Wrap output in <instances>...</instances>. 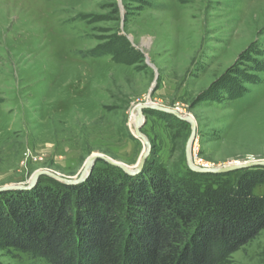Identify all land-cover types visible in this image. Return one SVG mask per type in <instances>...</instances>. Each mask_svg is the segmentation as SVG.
I'll return each instance as SVG.
<instances>
[{
    "label": "rangeland",
    "instance_id": "obj_1",
    "mask_svg": "<svg viewBox=\"0 0 264 264\" xmlns=\"http://www.w3.org/2000/svg\"><path fill=\"white\" fill-rule=\"evenodd\" d=\"M153 84L152 103L195 120L199 165L264 160V0H0V187L39 170L75 179L94 154L135 166L133 108ZM144 118L147 168L188 176L190 124ZM114 168L97 160L91 173ZM0 264L49 263L0 247ZM224 264H264V227Z\"/></svg>",
    "mask_w": 264,
    "mask_h": 264
},
{
    "label": "trees",
    "instance_id": "obj_2",
    "mask_svg": "<svg viewBox=\"0 0 264 264\" xmlns=\"http://www.w3.org/2000/svg\"><path fill=\"white\" fill-rule=\"evenodd\" d=\"M114 169L78 185L1 192L0 247L49 264H224L264 227V194L254 192L264 167L234 183L188 167L178 178Z\"/></svg>",
    "mask_w": 264,
    "mask_h": 264
},
{
    "label": "water",
    "instance_id": "obj_3",
    "mask_svg": "<svg viewBox=\"0 0 264 264\" xmlns=\"http://www.w3.org/2000/svg\"><path fill=\"white\" fill-rule=\"evenodd\" d=\"M151 87L149 90L148 96H147V101L145 103H138L135 105L133 110L136 112L135 120L133 123V132L134 135L142 141L144 144V151L141 153L137 163L135 166L130 167L127 165H124L122 163H119L117 161H114L112 159H109L103 155L99 154H94L90 158L87 159L86 163L84 164V167L81 171V174L75 178V179H70V178H64L59 176L58 174L49 171V170H39L36 171L30 178L29 182L27 184H10L6 186L0 187V192L3 191H10V190H23L26 188H29L31 186H34L40 176H48L51 177L65 185H76L81 182H83L88 176L90 175L93 165L97 160H102L106 163H108L111 166L117 167L121 169L125 174L128 175H136L138 174L144 167L145 161L149 155V151L151 148V144L149 140L146 138V136L141 132V128L144 125L145 118H144V111L147 109H154L159 112L167 113L170 114L179 120L188 122L190 124V135L187 140L186 146H185V160L187 167L190 171L196 172V173H211V174H222V173H228L231 171H237V169L241 168H250V167H255V166H264V160L259 161V160H254V162H243V163H237V164H229V165H224L221 167H203L196 165L193 161V144L195 141L196 137V122L195 120L185 114L179 112L177 108L174 107H167V106H162L158 104H154L150 101V96L152 91L154 90V86Z\"/></svg>",
    "mask_w": 264,
    "mask_h": 264
},
{
    "label": "built area",
    "instance_id": "obj_4",
    "mask_svg": "<svg viewBox=\"0 0 264 264\" xmlns=\"http://www.w3.org/2000/svg\"><path fill=\"white\" fill-rule=\"evenodd\" d=\"M193 161H194V163H195L196 165H199V164L195 161V159H193ZM199 166L207 167V164H200Z\"/></svg>",
    "mask_w": 264,
    "mask_h": 264
},
{
    "label": "bare ground",
    "instance_id": "obj_5",
    "mask_svg": "<svg viewBox=\"0 0 264 264\" xmlns=\"http://www.w3.org/2000/svg\"><path fill=\"white\" fill-rule=\"evenodd\" d=\"M135 116H136V112L134 111V113H133V118H134V120H135ZM236 163V162H235Z\"/></svg>",
    "mask_w": 264,
    "mask_h": 264
}]
</instances>
